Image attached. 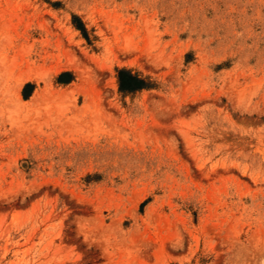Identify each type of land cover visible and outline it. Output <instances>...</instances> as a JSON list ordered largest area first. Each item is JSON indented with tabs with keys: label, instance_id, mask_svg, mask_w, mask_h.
I'll return each instance as SVG.
<instances>
[{
	"label": "rangeland",
	"instance_id": "1",
	"mask_svg": "<svg viewBox=\"0 0 264 264\" xmlns=\"http://www.w3.org/2000/svg\"><path fill=\"white\" fill-rule=\"evenodd\" d=\"M0 264H264V0H0Z\"/></svg>",
	"mask_w": 264,
	"mask_h": 264
},
{
	"label": "trees",
	"instance_id": "2",
	"mask_svg": "<svg viewBox=\"0 0 264 264\" xmlns=\"http://www.w3.org/2000/svg\"><path fill=\"white\" fill-rule=\"evenodd\" d=\"M73 23L77 29L81 31L83 36L86 37V30L81 21L74 16ZM69 73H60L57 76L58 82H68L69 79H63L65 75ZM117 82H118V88L120 91L124 92H133L139 89H142L144 87L149 86L148 83L144 78L139 77L135 73H132L130 70L125 68H120L117 70ZM33 87V84L26 83L23 87V96L27 97L29 89Z\"/></svg>",
	"mask_w": 264,
	"mask_h": 264
}]
</instances>
